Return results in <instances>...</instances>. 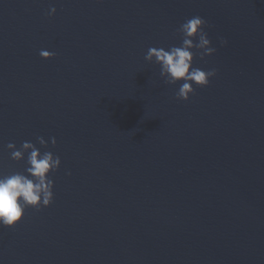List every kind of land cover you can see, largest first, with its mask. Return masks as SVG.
I'll list each match as a JSON object with an SVG mask.
<instances>
[{"label":"water","instance_id":"obj_1","mask_svg":"<svg viewBox=\"0 0 264 264\" xmlns=\"http://www.w3.org/2000/svg\"><path fill=\"white\" fill-rule=\"evenodd\" d=\"M194 16L217 74L185 102L145 56ZM26 141L61 166L0 264H264V0H0V175Z\"/></svg>","mask_w":264,"mask_h":264},{"label":"clouds","instance_id":"obj_2","mask_svg":"<svg viewBox=\"0 0 264 264\" xmlns=\"http://www.w3.org/2000/svg\"><path fill=\"white\" fill-rule=\"evenodd\" d=\"M103 3V0H97ZM56 8L51 7L46 13L54 16ZM206 21L199 16H194L184 22L178 29L182 43L180 46L150 47L145 56L148 63H156L160 66V76L169 85L180 84L176 98L188 101L194 94V84L199 88H206L210 79L216 76V69L204 71L193 67L198 56L201 61L215 54L216 49L211 45L208 33L204 30ZM221 46L227 41L220 38ZM39 55L44 60H50L54 53L41 50ZM41 147L47 148L43 137H38ZM53 147L55 138L51 139ZM7 149L11 153V159L16 162L24 161L25 173L14 172L9 175H0V228H14L23 218L25 210L31 208L40 210L49 207L54 199V183L49 178L50 174L59 170L61 160L59 156L50 151H41L31 142H23L17 149L14 143H8ZM70 175L71 173H66Z\"/></svg>","mask_w":264,"mask_h":264}]
</instances>
